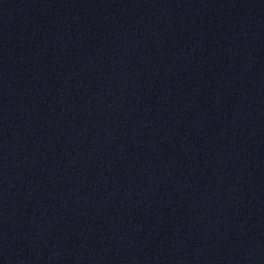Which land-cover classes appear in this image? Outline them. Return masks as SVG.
<instances>
[{"label":"water","instance_id":"1","mask_svg":"<svg viewBox=\"0 0 264 264\" xmlns=\"http://www.w3.org/2000/svg\"><path fill=\"white\" fill-rule=\"evenodd\" d=\"M263 0H0V264H216Z\"/></svg>","mask_w":264,"mask_h":264}]
</instances>
